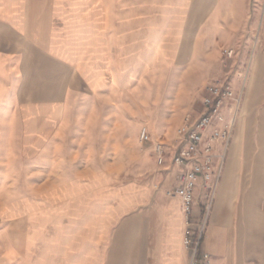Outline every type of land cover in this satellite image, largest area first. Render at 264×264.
<instances>
[{"label": "rangeland", "instance_id": "1", "mask_svg": "<svg viewBox=\"0 0 264 264\" xmlns=\"http://www.w3.org/2000/svg\"><path fill=\"white\" fill-rule=\"evenodd\" d=\"M67 1L28 0L22 32L0 27V51L16 67L14 98L12 82H0V142L11 144L9 161L0 162V264H43L42 232L34 225L68 201L52 193L62 170L95 173L102 236L139 215L143 243L133 262L155 264L157 221L176 175L166 180L172 167L156 164L151 142L173 152L176 129L187 114L197 116L204 88L242 71L238 60L249 51L220 43L212 66L203 65V55L189 58L193 49L179 62L168 28L110 45L103 1ZM224 47L233 49L231 59L222 56ZM142 129L149 141L139 140ZM30 142L38 144L34 161ZM32 167L44 168L42 178H30Z\"/></svg>", "mask_w": 264, "mask_h": 264}, {"label": "crops", "instance_id": "2", "mask_svg": "<svg viewBox=\"0 0 264 264\" xmlns=\"http://www.w3.org/2000/svg\"><path fill=\"white\" fill-rule=\"evenodd\" d=\"M26 1L0 0V27L22 32L21 9ZM102 1L110 45L113 41L122 45L130 35L145 36L168 28L173 34L170 49L176 52L179 62L187 60L193 49L189 58L203 55V65L212 66L210 60L218 55L220 43L249 51L248 58L244 61L240 58L237 63L243 70L224 80L235 97L221 109L223 120L214 122L208 130L211 133L214 128H223L233 119V136L223 155L199 249L209 255L210 264H264V0H135L132 8L128 0H121L120 9L113 0ZM83 3L87 1H67L71 6ZM2 81L12 82L14 98L16 67L11 57L0 51ZM6 95L3 101L8 100ZM212 145L217 156L214 163L219 167L222 142L214 141ZM10 146V142H0V162L9 161ZM35 146L37 142L25 146L31 161L37 159L32 149ZM178 146L176 142L173 147ZM166 164L172 167L166 175V180H171L177 168L169 158ZM43 169L32 167L30 178H42ZM61 173L52 193L57 191L63 201L65 198L68 201L62 203L61 211L42 216L39 224L34 225L42 232L43 264H135L134 253L139 243H143V239L137 238L142 231L139 215L123 220L109 238L102 236L99 230L103 224L94 196L95 173L65 170ZM208 186L202 181L196 184V215ZM49 230L51 234L47 233ZM184 230L180 203L168 198L157 221L155 264L189 263L190 249L182 242ZM103 239L106 245L101 250Z\"/></svg>", "mask_w": 264, "mask_h": 264}, {"label": "built area", "instance_id": "3", "mask_svg": "<svg viewBox=\"0 0 264 264\" xmlns=\"http://www.w3.org/2000/svg\"><path fill=\"white\" fill-rule=\"evenodd\" d=\"M221 54L226 59H231L234 51L232 48H223ZM234 97L229 84L225 81H215L204 88L197 116L187 114L176 129L174 140L179 146L173 152L165 142H151L156 164L164 166L169 158L171 165L177 168L175 184L167 190L166 196L180 203L185 224L182 242L190 249L188 264H210L209 255L200 251L199 247L212 209L214 186L219 176L223 155L233 136V119L223 128H214L211 133H208V130L214 122L223 120L221 109ZM139 140L149 141L148 130H141ZM214 141L222 142L223 146L219 167L214 163L217 158L212 145ZM199 181L209 183V186L206 187L207 192L199 215H196L194 190Z\"/></svg>", "mask_w": 264, "mask_h": 264}, {"label": "bare ground", "instance_id": "4", "mask_svg": "<svg viewBox=\"0 0 264 264\" xmlns=\"http://www.w3.org/2000/svg\"><path fill=\"white\" fill-rule=\"evenodd\" d=\"M188 42V41H187Z\"/></svg>", "mask_w": 264, "mask_h": 264}]
</instances>
